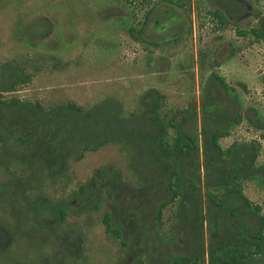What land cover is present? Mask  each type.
<instances>
[{"label": "trees", "instance_id": "obj_1", "mask_svg": "<svg viewBox=\"0 0 264 264\" xmlns=\"http://www.w3.org/2000/svg\"><path fill=\"white\" fill-rule=\"evenodd\" d=\"M157 4L153 15H149L151 10L144 13L142 25L148 19L155 27L165 24L166 29H183L186 24L177 9L191 10L185 0H157ZM197 5L196 1L195 19L200 17ZM203 9V16L213 20L212 33L222 31L229 22L238 25L240 19L248 18L245 23L249 25L235 33L248 37L249 43L264 39V15L247 8L243 0H206ZM247 10L252 12L250 17L244 16ZM164 13L171 20L164 21ZM186 18L188 28L191 13ZM48 29L47 22L41 36ZM126 29L147 48L158 44L142 34V26ZM176 33L168 32L160 39L168 40L167 36ZM226 44L231 55L234 47L229 40L217 44L209 56L204 50L197 51L198 68L202 69L205 55V65L210 67L205 90L198 106L188 101L180 108L165 107L164 94L154 87L139 93L135 106L126 112L109 96L89 106L70 99L47 106L37 99L4 97V92L14 89L28 74L9 62L0 65V166L8 172V178L0 181V198L6 199L17 218L28 222L25 232L29 238L40 245L53 237L54 246L60 240L69 250L64 235L56 233L57 226L69 211H97L107 199L111 208L101 215L105 235L122 246H137L141 236L157 234L161 213L171 204L172 227L185 229L171 264H264V213L241 187L250 176L264 187V162L257 161L259 142L255 138L232 140L225 146L219 142L242 117L264 130V116L251 107L241 109L234 88L215 70L221 62L218 49ZM109 142L127 153L126 168L134 182L99 165L93 176L65 196L43 192L44 177L50 180L64 174L69 158ZM9 165L15 169L8 171ZM9 229L0 224V251L14 238Z\"/></svg>", "mask_w": 264, "mask_h": 264}, {"label": "rangeland", "instance_id": "obj_2", "mask_svg": "<svg viewBox=\"0 0 264 264\" xmlns=\"http://www.w3.org/2000/svg\"><path fill=\"white\" fill-rule=\"evenodd\" d=\"M185 1L191 10L177 9L186 24L179 31L178 27L166 29L165 24L152 26L148 19L142 25L147 10H151L150 16L157 12V0H0V65L9 62L22 74H28L3 96L37 99L47 106L68 99L89 106L109 96L116 98L126 112L135 106L139 93L154 87L164 94L165 107L180 108L188 101L198 106L210 70L205 65L206 57L217 44L229 40L234 52L229 55L225 50L229 48L227 44L220 45L217 53L221 62L215 70L234 88L241 109L251 107L263 117L264 39L249 43L248 37L235 33L236 29L249 25L245 23L248 18L240 19L238 25L229 22L222 31L212 33L209 26L213 20L203 16L206 0ZM196 1L198 19H195ZM247 2L264 15V0ZM188 13L191 23L187 28ZM116 15L122 18L116 19ZM161 17L164 21L171 20L165 13ZM47 22L49 29L41 36ZM128 26L135 29L142 26V34L158 44L145 47L143 41L129 35ZM168 32L176 34L162 41L160 36ZM198 50L207 55L202 69L197 66ZM251 138L259 142L257 161L264 162V130L251 125L245 117L233 123L219 142L225 146L232 140ZM8 143L11 148V137ZM126 161L127 153L110 142L95 151H83L80 157L68 159L64 174L50 180L44 177L43 192L65 196L78 183L93 176L99 165L134 182ZM9 166L8 171L15 169ZM7 173L0 166V181L8 178ZM241 187L250 202L259 204L264 213V187L258 179L250 176L242 181ZM7 203L0 198V224L10 228L14 238L0 251V264H171L185 237L184 228L171 225L174 207L170 204L161 213L157 234L148 232L145 238L141 236L137 246H122L103 231L101 215L111 208L106 199L97 211L83 210L76 214L69 211L57 226L56 233L64 235L69 250L62 247L60 240L54 246L53 237L38 245V240L29 238L25 232L28 222L17 218ZM56 248L60 249L54 253Z\"/></svg>", "mask_w": 264, "mask_h": 264}, {"label": "flooded vegetation", "instance_id": "obj_3", "mask_svg": "<svg viewBox=\"0 0 264 264\" xmlns=\"http://www.w3.org/2000/svg\"><path fill=\"white\" fill-rule=\"evenodd\" d=\"M246 4H247V8H251L250 6H248V2H247V0H243ZM251 11H249V10H247V11H245V14H244V16H248V15H251ZM241 18V17H240Z\"/></svg>", "mask_w": 264, "mask_h": 264}]
</instances>
